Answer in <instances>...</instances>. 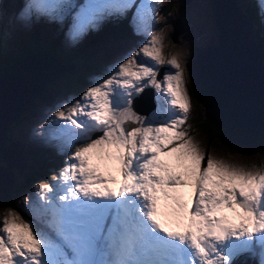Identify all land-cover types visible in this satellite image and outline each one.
I'll return each mask as SVG.
<instances>
[{"label": "snow or ice", "instance_id": "obj_1", "mask_svg": "<svg viewBox=\"0 0 264 264\" xmlns=\"http://www.w3.org/2000/svg\"><path fill=\"white\" fill-rule=\"evenodd\" d=\"M163 3L32 0L51 19L75 9L72 40L135 7L149 39L51 113L63 166L36 186L35 203L25 197L34 220L0 216V264H237L257 253L264 264V162L215 156L196 138L184 58L148 27ZM148 87L156 107L142 115L133 100Z\"/></svg>", "mask_w": 264, "mask_h": 264}, {"label": "rangeland", "instance_id": "obj_2", "mask_svg": "<svg viewBox=\"0 0 264 264\" xmlns=\"http://www.w3.org/2000/svg\"><path fill=\"white\" fill-rule=\"evenodd\" d=\"M236 1L240 9L242 10L243 0ZM244 1L248 2L250 0ZM259 1L262 5H264V0ZM168 2L172 4V7L169 9L166 15H163V8L166 4H168ZM213 9V0H190L188 3H184L183 0H164L163 5L158 9L159 17L163 19H159L158 22H154V24L157 25L156 31L163 29V34L165 37L164 42L167 45V47L165 48V52L180 54L184 58L186 75L188 78V90L191 94L192 102V112L189 123L192 118L195 119L196 117H200L201 115H204L206 118L214 120L215 122L216 120H222L224 115L222 111L221 117H217L216 115L209 112H204L202 106H200L198 103H194V95L192 93V80L191 77H189V63L191 58L195 55V51L197 50V48L199 46L214 44L217 41L218 31L214 22ZM72 10L75 11V9L65 10L62 17L56 19L59 24L58 27L49 25L41 26L37 32V39L39 41H41L42 39L45 40L44 48L46 52L50 53L58 61L64 63L69 59L77 57L80 59V62L76 66H74L71 71H65L63 75H60L59 77L49 82L40 91L39 95L32 96L33 101L29 103L25 110H23L22 115L20 116V121H12V123L10 124L12 125V139L10 141L15 142V144L21 150L23 157L22 165L26 162L28 154L42 151H47L48 153H50L49 151H54L55 157L53 159L57 158L58 163L47 170L46 175L49 178L53 174L57 173L58 170L63 166V162L66 156V151L61 146V144L51 138L54 125L46 123L47 121H49L51 113L55 112L65 102H70L71 100L78 98L79 95L86 90V86L89 84L88 81L86 82L87 78L95 82L101 76L110 71L113 64H115L131 51L139 48L147 39H149L146 33L141 32L139 37H136L134 34L139 33V31L137 30V22L136 25L131 24L130 30V20L127 18L126 26L129 28V31L123 38L117 39L113 43L100 42L98 39L95 40L100 30H103L106 25H119V22L116 20L117 18L109 16L103 19L97 27L83 34L79 39L72 40L69 38V32L73 24L74 15V11ZM193 13H195V15L200 18L198 23L195 25H193L194 23L190 22L189 19L193 17ZM19 14L20 13L18 10L17 12L15 11L14 13H11L8 17H6L4 14L3 6L0 8V33L3 37L4 35L6 36L5 41L1 40V45L3 46V54L13 55V53L19 50V46L22 45L23 42L31 40L33 32L23 31L20 27H17V32L15 34L10 35L11 30L15 28V16L18 18ZM11 17L13 18L12 28H10ZM174 18L180 20L182 19L181 23L178 20H176L174 23V32L176 33L175 41H173L171 38L173 25L172 23H170V21ZM44 20L49 21L55 19L47 17L42 19L38 18V22ZM148 27L150 31H154V26ZM6 33L8 34L6 35ZM202 33L206 36L204 37ZM17 40L22 42L14 43V41ZM193 40H195V43L192 45ZM198 41H201L203 44L200 45L198 43L196 45V42ZM95 42H98V44H96ZM89 53L90 55L87 56ZM86 66H88V68L85 69L84 67ZM171 70L172 69H170L168 66H165V68L162 69V75L160 76V78H162L165 72ZM90 85H92L91 82ZM150 90L153 94V100L155 102L154 107H156L155 91L153 88H150ZM147 91L148 90H146V92ZM139 99L140 98H138V100ZM145 99L147 100V98ZM211 108L212 107H210L209 109ZM151 112L149 114H151ZM192 128L194 129L193 125ZM4 133L6 134V137H8V135L10 134L8 132ZM227 136L235 141L240 142L241 144L243 143L236 139L237 136L233 132H230V135ZM253 144L260 146L264 145V137H261L256 141V143ZM213 155L220 156L219 153H214ZM220 157H226L230 161H239L242 164H250L248 160L244 159L245 156H243L242 154H236L234 155V157L232 155L226 154ZM252 157L253 160L251 161V163L256 162L255 155ZM260 162V160L257 161V163ZM43 182L45 181H37V183L30 187L27 192L23 191L22 188H20L18 189L17 193H14V195H12L13 202L17 203L27 214L25 215V219L34 220L29 207L24 203L25 197H28L31 202L35 203L37 201L36 186ZM6 212H8V210L0 211V216H2ZM39 226L41 228L44 227V225L42 224H39Z\"/></svg>", "mask_w": 264, "mask_h": 264}, {"label": "water", "instance_id": "obj_3", "mask_svg": "<svg viewBox=\"0 0 264 264\" xmlns=\"http://www.w3.org/2000/svg\"><path fill=\"white\" fill-rule=\"evenodd\" d=\"M189 1L183 0L184 3ZM213 6L217 41L215 44L199 46L195 57L191 58L189 73L192 89L202 103L204 112L208 113L212 107L224 113L222 120L216 122L222 126L225 135L233 132L237 138H248L246 145H254L259 137H264V69L260 48L252 23L245 17L236 0H213ZM176 20L181 23L182 19L174 18L170 21L173 25V41L176 40ZM79 62L80 59L75 57L62 63L48 52L31 49L1 67L0 152L6 160V165H0L1 196L16 183L11 164L19 169L23 163L21 150L15 142L4 143L7 139L4 132L27 108L30 98L42 89L45 81L61 71H71ZM145 90L133 100L136 111L145 112L153 105V102L145 107L140 105V99L142 103L146 97H152L151 90ZM252 120L254 123H250Z\"/></svg>", "mask_w": 264, "mask_h": 264}, {"label": "trees", "instance_id": "obj_4", "mask_svg": "<svg viewBox=\"0 0 264 264\" xmlns=\"http://www.w3.org/2000/svg\"><path fill=\"white\" fill-rule=\"evenodd\" d=\"M20 5H21V0H3L2 6L4 9L5 16L8 17L11 13H14L15 11L17 12L20 8ZM243 5H244L243 12L247 15V17L250 19L252 23V30L256 38L257 45L260 48V56L262 60L261 64L264 69V11L259 10L258 6L255 3V0L243 2ZM171 7L172 4L168 2V4H166L165 7L163 8L164 10L163 15H166ZM12 19L13 18L11 17V27L13 25ZM126 20H127L126 16H121L120 18L117 19L119 25H115V26L106 25V27L103 30H100L95 40L98 39L100 42L113 43L115 40L123 38L129 31V28L126 26ZM20 25L23 26L24 30L26 31V26H24V24L15 16V28H13V31L11 30L10 35L15 34L17 27H20ZM47 25L58 27L59 24L55 20H49V21L44 20L38 22L30 30L33 32L31 40L23 42L22 45L19 46V50L13 53V55L3 54L2 51L3 46L1 45V40H0V69L4 64L10 63L14 58L18 56H22L27 50H31L36 47L42 46L39 40L37 39V32L41 26H47ZM21 42L22 41H18V40L14 41V43H21ZM95 43L98 44V42ZM90 53L87 56H89ZM84 68L86 69L88 68V66ZM47 84L48 83H46L45 86ZM45 86H43L42 89ZM40 91L36 95H39ZM192 93L194 95L193 96L194 103L195 104L198 103L200 106H202V103L197 99L194 92ZM20 119L21 117L15 121L16 122L20 121ZM190 123L191 125L194 126L196 138L201 140L203 146L208 151L211 150L213 154L219 153L220 156H224L228 154V155H232L233 157L236 154L239 155L242 154L243 156H245L244 159L248 160L249 163H251V161L253 160L252 156L255 155L256 162L258 160L264 162V145L260 146V145L241 144L240 142L235 141L229 138L227 135H225V133L222 131V126L219 123L215 122L214 120H210L206 118L204 115H201L200 117H196L195 119L192 118ZM11 128L12 126H9L8 129L6 130V132L10 134L8 135L4 143H8L12 139ZM49 152L50 153H48L47 151H42V152L28 154V158L26 162L19 169H17V167L15 166L13 167V170L17 176L16 183L8 192H6L0 197V211H4V210L9 211L10 209H14L24 217L25 215H27L17 203L13 202L12 195H14V193H17L18 189L20 188H22L23 191L27 192L30 187H32L35 183H37V181H47L49 179L47 178L46 175L47 170H49L51 167H53L58 163L57 158L53 159L55 157L54 151H49ZM4 161L5 159L1 156V152H0V165L1 164L4 165L6 163ZM238 163L240 162L238 161ZM39 166H41L42 168ZM237 264H241V263H237Z\"/></svg>", "mask_w": 264, "mask_h": 264}, {"label": "bare ground", "instance_id": "obj_5", "mask_svg": "<svg viewBox=\"0 0 264 264\" xmlns=\"http://www.w3.org/2000/svg\"><path fill=\"white\" fill-rule=\"evenodd\" d=\"M190 11V10H189ZM190 14V13H189ZM193 17H191V18H189L190 19V22H193L194 24L193 25H195V24H197L198 23V21L200 20V18L198 17V16H196L195 15V13H193V15H192ZM247 15L245 14V17H246ZM248 18V17H247ZM188 22V21H187ZM132 24L133 25H136V22L134 21V20H132ZM192 24V23H191ZM193 27V26H192ZM203 34V33H202ZM204 35V34H203ZM197 36V35H196ZM206 35H204V37H205ZM195 39V38H194ZM202 41H204V40H202ZM195 43V40H193V43H192V45ZM200 44V45H202L203 43L201 42V41H198V42H196V45L197 44ZM191 47V46H190ZM188 48V47H187ZM190 55V54H189ZM261 57V56H260ZM65 71V70H64ZM64 71H61V72H59V73H57L56 75H54L53 77H51L50 79H48L47 81H45L44 83H43V86H45V84L46 83H49V82H51L53 79H55V78H57V77H59L60 75H63L64 74ZM95 80V79H94ZM88 81V85L86 86V89L89 87V86H91L90 85V82L93 84L94 83V81L93 80H90V79H88L87 78V80H86V82ZM226 82V81H225ZM239 91V90H238ZM227 96V95H226ZM227 98V97H226ZM225 100V99H224ZM228 100V99H227ZM33 101V99H32V97L30 98V102H32ZM29 102V103H30ZM225 102V101H224ZM245 103L247 102V101H244ZM234 107V106H233ZM231 108H232V106H231ZM208 112L209 113H212V114H214V115H217V116H219V117H221L222 115H221V113H220V111L217 109V108H211V109H209L208 110ZM227 116V110H225V117ZM239 118V117H238ZM239 120V119H238ZM242 122V121H241ZM254 123V120H252V121H250V123ZM249 123V124H250ZM236 124V123H235ZM8 129V128H7ZM261 137H259L258 138V140L260 139ZM237 140H239V141H244V143H246L247 142V140H248V138H245L246 140H243L242 138L240 139V138H236ZM4 162H6V160L4 161ZM4 165H6V163L4 164ZM12 165V164H11ZM1 196V195H0Z\"/></svg>", "mask_w": 264, "mask_h": 264}, {"label": "flooded vegetation", "instance_id": "obj_6", "mask_svg": "<svg viewBox=\"0 0 264 264\" xmlns=\"http://www.w3.org/2000/svg\"><path fill=\"white\" fill-rule=\"evenodd\" d=\"M0 29H1V27H0ZM5 38H6V36L4 35V37L1 35V33H0V40H3V41H5Z\"/></svg>", "mask_w": 264, "mask_h": 264}, {"label": "clouds", "instance_id": "obj_7", "mask_svg": "<svg viewBox=\"0 0 264 264\" xmlns=\"http://www.w3.org/2000/svg\"><path fill=\"white\" fill-rule=\"evenodd\" d=\"M150 112H151V111H150ZM150 112H149V113H150ZM149 113H148V114H149ZM146 115H147V114H146ZM13 122H14V120H13ZM10 126H12V125H10ZM9 142H10V141H9ZM5 144H7V143H5Z\"/></svg>", "mask_w": 264, "mask_h": 264}]
</instances>
